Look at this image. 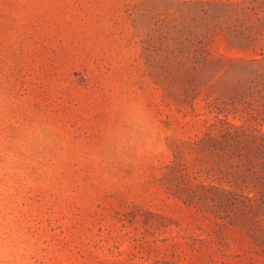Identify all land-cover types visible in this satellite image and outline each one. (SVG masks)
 Wrapping results in <instances>:
<instances>
[{
    "label": "rangeland",
    "instance_id": "obj_1",
    "mask_svg": "<svg viewBox=\"0 0 264 264\" xmlns=\"http://www.w3.org/2000/svg\"><path fill=\"white\" fill-rule=\"evenodd\" d=\"M0 264H264V0H0Z\"/></svg>",
    "mask_w": 264,
    "mask_h": 264
},
{
    "label": "clouds",
    "instance_id": "obj_2",
    "mask_svg": "<svg viewBox=\"0 0 264 264\" xmlns=\"http://www.w3.org/2000/svg\"><path fill=\"white\" fill-rule=\"evenodd\" d=\"M13 128L11 133L0 136V172L18 176L47 172L54 162L53 132L40 123Z\"/></svg>",
    "mask_w": 264,
    "mask_h": 264
}]
</instances>
